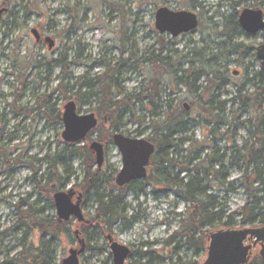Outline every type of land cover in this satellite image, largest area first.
I'll use <instances>...</instances> for the list:
<instances>
[{
  "label": "rangeland",
  "instance_id": "rangeland-1",
  "mask_svg": "<svg viewBox=\"0 0 264 264\" xmlns=\"http://www.w3.org/2000/svg\"><path fill=\"white\" fill-rule=\"evenodd\" d=\"M5 1L12 5L18 19V27L11 28L6 24L0 26V96L25 94L24 100L16 105L18 109H34L39 104L36 99L43 95L51 96V99L48 101V108L46 107L48 111L33 112V116L27 119L30 123L33 118L39 116L41 123L38 127L27 132L11 129L8 132V134L16 132L19 137L17 143L19 163L17 166L0 164V264H20L19 258L24 260V256L20 257V254L24 250L32 253L36 249L40 250L42 246L43 236L40 231L20 225L17 206L23 200L28 199L29 206L35 204L37 211L55 223L58 220L54 203L55 194L74 190L83 195L78 185L84 181L88 169L90 174L97 175L107 193L118 188L116 178L122 169V156L117 147L114 143L105 147V160L101 169L97 167L96 156L90 150L93 142L100 143L101 136L117 133L131 139L150 141L153 137L151 127L164 120L168 103L172 105L173 113L185 110L184 105L189 107L188 111L185 110L189 113L187 118L193 121L186 135L188 138L199 142L203 134H208L209 128L214 127V125L207 127L198 113L200 96L207 95L211 89L205 78L199 80L197 86L200 87V91L195 93L186 85L192 84V79L180 82L168 72L156 76L154 67L145 63L144 59H149L153 53L159 55L163 46L165 49L163 56H171L175 62L179 58H185L188 62L196 61V69L216 64L218 70L220 69L228 79L226 87L217 94L221 102L234 101L238 89L247 79H252L262 70L256 50L264 45V31L255 36L238 35L230 40L232 46L247 48L242 58L232 53L231 48L226 46L228 39L220 38L216 34V29L218 34L221 33L224 20L233 15L239 19L245 9L264 12V0H136V4L127 8L124 0L122 3L124 8L117 13H113L110 5L113 2L102 0H0V4ZM162 8L173 12L185 11L196 14L199 18L198 29L177 39L169 35H160L155 27V17L157 11ZM26 14H30V17L27 18ZM5 20L9 24L13 22L7 17ZM33 26L58 38V45L53 53L47 55L42 47L35 49L36 43L30 36V29ZM72 27L76 33L71 31ZM68 44L72 50L76 47L80 55L72 81H69L66 75L62 77L57 62L64 55V49ZM129 59L117 81V90L112 91L117 96L116 100H120L118 93L122 94L121 98L127 94L140 92L146 97L151 94L145 92L149 80L152 78L159 80L162 77L161 99L155 100V104H158L156 109L151 106L149 99L140 103L131 102L129 106L131 116L127 112L120 114L121 128L115 131L112 130L105 114H98L99 102L94 97L89 101L80 102L75 94L83 77L98 78L105 73L109 64L114 66L121 60ZM211 59H215L214 63H209ZM187 69L188 66L185 64L183 70ZM234 72H238V75L234 76ZM180 76L182 75L178 77ZM61 83L68 86L66 95H61L57 91ZM255 86L247 84L245 93H253ZM69 87L72 89L69 90ZM71 101L77 103L78 115L94 114L99 121L97 128L89 134L85 142L76 144V147L84 148L83 155L72 156L64 152L66 148L69 151L73 150L63 141V127L58 125L55 117ZM12 102V98L0 100V112L7 109ZM235 109H238V101L235 102ZM45 111L49 115L54 113L50 116L51 119L55 117L54 128L46 127ZM151 112L156 113L155 119L151 117ZM255 118L249 111L242 112L243 126L237 131L234 139L235 148L225 137V140L217 141L220 153L227 154L229 159L225 165L229 173L227 182L235 189L234 193L221 201L228 215L236 216L248 203L247 193L241 182L245 169L242 167L240 170L233 166L232 161L236 160L243 166V160L238 157L236 151L242 155L246 153L243 148ZM23 119L25 118L18 117L17 120L19 122ZM227 119L228 122L233 119L230 106L227 107ZM140 120L146 121L140 125ZM217 129L216 135L222 138L227 127L219 126ZM28 134L31 136L27 139ZM27 142L28 148L25 147ZM206 144L204 146H208V143ZM203 153L204 156L209 155V147H206ZM57 155H61L65 162V166H59L58 171L50 168L47 160L49 156L53 159ZM260 170L264 172V162ZM66 172L73 174L68 183L65 182ZM247 172L252 181L258 177L257 171L253 168H249ZM48 177L52 178L51 182H48ZM39 182L41 188L37 184ZM257 186L254 185V188ZM216 195L222 198L224 193L216 192ZM83 197L82 211L88 225H79L73 218L66 222L68 235H61L47 246V252L54 258L55 264H62L63 260L69 257L71 250L80 247L77 231L82 234L81 238L87 245L85 252L80 256V264H114L107 240L109 236L132 251L126 264H146L144 253H148L149 257L156 260L154 264L206 262L207 250L196 249L191 246L189 240L181 239L179 216L186 213L189 205L175 198L171 192L147 188V194L138 199L129 193L126 199L129 207L127 216L135 218V223L127 230L124 224L117 223L109 233H104L100 228L91 225L90 221L95 216L97 205L93 196L87 200L84 195ZM262 205L264 206V200ZM262 227L264 226L257 224L235 230ZM220 230L207 231L210 235ZM46 239L49 241L51 238L46 236ZM260 250V245L253 247L249 264H253L257 259L264 260L259 256Z\"/></svg>",
  "mask_w": 264,
  "mask_h": 264
},
{
  "label": "trees",
  "instance_id": "trees-1",
  "mask_svg": "<svg viewBox=\"0 0 264 264\" xmlns=\"http://www.w3.org/2000/svg\"><path fill=\"white\" fill-rule=\"evenodd\" d=\"M104 2H113V13H117L124 8V0H102ZM136 0H125V8L132 6ZM131 11V9H130ZM222 32L216 34L220 38L228 39L226 46L231 48L233 54L244 57L247 48L245 46H232L230 40L235 36H244L241 30L239 21L236 15L224 20ZM160 50L159 55L154 53L149 59H144L145 63L151 64L154 67V74L162 76L164 73H169L177 78L180 82H187L192 79V84L188 85L191 91L197 93L200 87L197 86L201 78H205L206 83L211 85L207 95H201L198 100V113L205 125L209 128L208 134H203L201 141H194L186 135L190 131L192 119H188L189 113L185 110L171 112L172 105L167 104V111L163 121H160L156 126L153 125V137L149 142L155 145L156 153L152 157L148 166V176L145 180L134 182L123 189L111 190L107 193L95 174H90L88 169L87 176L84 181L78 185L83 192L85 199L93 196L97 205L95 216L91 218V225L100 228L104 233L112 231L117 223L124 224L125 230L131 228L135 223V218H128L127 212L129 207L126 199L129 193L138 199L147 194V188L153 190H163L165 193L171 192L175 198L189 205L186 213L179 216L180 237L190 241L191 246L196 249L207 250L209 246V232L207 230H235V228H244L260 224L264 226V172H261L260 166L264 162V71L255 74L252 79H247L239 89L236 97L233 100L225 102L219 101L217 95L222 88H225L228 79L224 73L216 66V64L204 68H195V62H188L185 58H179L176 62L171 56H163L165 49ZM133 55H131V58ZM129 60H121L118 64L112 66L109 64L105 73L94 79L83 77L79 84V90L75 94L80 102L89 101L92 97L99 102L98 114H105L112 130L119 131L121 124L119 122L120 114L127 112L131 116L130 103L135 101L140 103L145 99H149L151 106L157 108L155 100L161 99L160 85L162 77L157 80L152 78L148 82L145 92L151 94L146 97L143 92L139 94H127L121 98L122 94L117 96L112 93L118 88L117 81L124 72V67L129 63ZM215 59H211L209 63H214ZM58 62V61H57ZM188 66L187 70H183L184 65ZM179 75H182L178 77ZM187 76V77H185ZM249 77V74H248ZM247 84H254L255 90L253 93H245ZM74 90V88H73ZM58 92L66 95L68 86L63 83L59 85ZM238 101V109H235V102ZM230 106L233 119L228 122L227 107ZM185 108V107H184ZM244 111H249L255 116L252 128H249V138L245 141L244 155L236 151L238 157L243 160V166L239 165L236 160L232 161V165L244 172L241 177V182L246 190L248 203L241 208L235 216L228 215L225 207L221 204L227 195L234 193L233 185H230L227 180L229 173L226 171V162L229 161L227 154H221L217 146L218 140H225L233 144L237 136V131L243 126L241 114ZM239 114V116H237ZM155 112H151V117L155 119ZM146 121V120H145ZM145 121L140 120L139 124L143 125ZM219 126L227 127L225 135L219 137L217 128ZM116 134V133H115ZM114 134L101 136L100 143L107 146L113 143ZM219 138H218V137ZM225 137V138H224ZM208 146H204L207 145ZM73 151L65 149V153L83 155L84 148L76 147L77 145L69 144ZM209 147L210 154L203 155V151ZM73 152V153H72ZM49 167L58 171L59 166H65L63 157L55 156L53 159L48 157ZM18 165V164H17ZM20 165V164H19ZM253 168L257 171L258 177L252 181L248 176L247 170ZM65 182L68 183L73 177V174L66 172ZM59 177V176H58ZM51 182L52 178H47ZM61 181V177L59 178ZM41 188V183H37ZM258 185L254 188V185ZM116 191V192H115ZM217 193L223 192L221 198ZM27 200H23L18 206L20 215V225L32 227L34 230L40 231L43 236L41 240V248L30 253L27 249L20 254L24 256V260L19 258L20 264H55V260L47 252V246L52 244L54 240L61 235H68V223L57 220L55 223L43 216L40 211L35 209L34 205H27ZM70 225V224H69ZM50 236V240L46 239ZM176 236V235H175ZM174 236V237H175ZM147 259L146 264H154V258L149 257L148 253H144ZM264 259V258H262ZM162 264V263H161ZM178 264V263H177ZM253 264H264V260L257 259Z\"/></svg>",
  "mask_w": 264,
  "mask_h": 264
},
{
  "label": "water",
  "instance_id": "water-1",
  "mask_svg": "<svg viewBox=\"0 0 264 264\" xmlns=\"http://www.w3.org/2000/svg\"><path fill=\"white\" fill-rule=\"evenodd\" d=\"M6 10H0V20ZM241 30L255 36L264 31V15L261 10L245 9L239 16ZM155 27L160 35H169L173 39L188 35L199 27V18L191 12H173L167 8L159 9L155 17ZM35 34V32H33ZM50 48L53 42L48 39ZM257 57L261 61L264 71V45L257 48ZM234 73V76H237ZM186 111L189 110L184 105ZM98 120L94 114L78 115L77 104L69 102L64 113L63 138L67 144H81L85 142L89 134L97 128ZM113 143L122 156V169L119 171L116 184L119 189L134 182H140L147 178V169L152 157L156 153L154 144L143 139H131L121 134H114ZM90 150L96 156V164L102 168L105 160V148L99 142H93ZM76 193L74 190L58 192L54 196L57 216L61 222H69L72 218L78 223L85 222L82 211L83 196H77L76 203L73 201ZM110 250L114 264H126L131 256V250L115 242L108 237ZM248 243V245H246ZM260 245V256L264 258V227L257 229L220 230L209 235L208 258L204 264H248L253 247ZM71 250L69 257L62 264H80L79 256L84 251Z\"/></svg>",
  "mask_w": 264,
  "mask_h": 264
},
{
  "label": "flooded vegetation",
  "instance_id": "flooded-vegetation-1",
  "mask_svg": "<svg viewBox=\"0 0 264 264\" xmlns=\"http://www.w3.org/2000/svg\"><path fill=\"white\" fill-rule=\"evenodd\" d=\"M0 10H6V12L2 15V18L0 20V26L6 24V26H10L11 28H17L18 27V19L16 17L15 11L12 8V5L6 1L2 2L0 4ZM29 15L30 14H26V17L29 18L30 17ZM263 15H264V12H263ZM6 17L9 18V20H12L13 22L9 24V22H7L5 20ZM74 30H75L74 27H72L71 31H74ZM33 32H35V34H33ZM74 33H76V31H74ZM244 35L249 36L245 33H244ZM30 36L32 39H34V41L36 43L35 49L42 47V48H44L45 53L47 55L53 53L57 48L58 38L51 33H45L44 30L40 29L39 27L33 26L30 29ZM48 39H50L53 42V45L51 48H50V44L48 43ZM64 52L65 53L62 56V58L58 61V64H59L61 72H62V77L66 75L67 79L69 81H72V79L75 75V70L79 65L80 55H79V52H78L76 47L72 50L70 44H68L66 46V48L64 49ZM45 60L46 59L44 58L43 61H45ZM38 64H40V63L38 62ZM71 89L72 88L69 87V90H71ZM60 94L63 95L62 93H60ZM9 98H12V101H13L12 104H10L7 109L5 108L2 112H0V127H1L0 128V159H1L0 164L17 166V164L19 163L17 161V158H18L17 143H18L19 137L17 136L16 132H11L8 134L9 129H11V131L19 130L22 132L23 131L27 132L29 129L31 130L34 127H38L41 123V119L39 116L33 118L30 121V123L27 122V119L33 116V112L39 113L42 110H47V108H48L47 104H48V101L51 99V96L43 95L42 97L37 98L36 101L39 102V104H37L34 109H32V108L31 109H28V108L18 109V108H16L17 103L22 102L24 100L25 94L12 95V96H4V95L0 96V100H4V101L8 100ZM65 107H63V110L59 111L58 115H55V117H57L58 125L59 126L62 125V127H63V133L65 130V127H64ZM47 111H45V113H44L47 116L46 127L51 129V128H54V126H55V122H54L55 117H54V119H51L50 116H53L54 113L51 112L52 115H49V113ZM18 117H24L25 119L18 122V120H17ZM16 122H18V123H16ZM63 133H62V139L65 142V140L63 138ZM30 136L31 135L28 134L27 139ZM25 147L28 148V142L25 145ZM104 148H105V146H104ZM11 173L13 174V171H11ZM147 173H148V169H147ZM75 193H76V195H75L73 201L76 203L77 196L79 194L77 192H75ZM82 205H83V202H82ZM78 224L79 225H81V224L88 225V221L85 219V222L78 223ZM81 235L82 234H80L79 231L76 232L77 241H78V244L80 247H76L75 249H73V250L79 251L84 246L85 249L80 254V256L85 252V250L87 248V245H86L85 241L83 240V238H81ZM107 240H108V237H107ZM113 240L115 241V239H113ZM131 255H132V251H131ZM80 256H79V262H80ZM259 256H260V253H259ZM251 257H252V253H251ZM251 257H250L248 264L251 261Z\"/></svg>",
  "mask_w": 264,
  "mask_h": 264
}]
</instances>
